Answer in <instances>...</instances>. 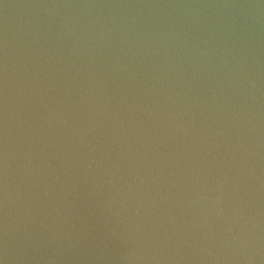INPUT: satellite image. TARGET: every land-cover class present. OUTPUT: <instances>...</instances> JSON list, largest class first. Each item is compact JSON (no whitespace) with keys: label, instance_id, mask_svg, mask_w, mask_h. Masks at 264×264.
<instances>
[{"label":"water","instance_id":"1","mask_svg":"<svg viewBox=\"0 0 264 264\" xmlns=\"http://www.w3.org/2000/svg\"><path fill=\"white\" fill-rule=\"evenodd\" d=\"M0 264H264V0H0Z\"/></svg>","mask_w":264,"mask_h":264}]
</instances>
